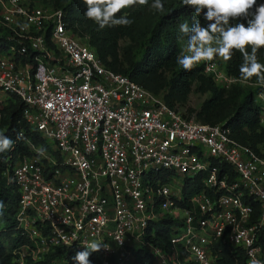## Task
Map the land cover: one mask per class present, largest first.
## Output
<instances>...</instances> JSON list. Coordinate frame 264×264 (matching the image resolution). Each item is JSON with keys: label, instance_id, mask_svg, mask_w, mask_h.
Listing matches in <instances>:
<instances>
[{"label": "built area", "instance_id": "1", "mask_svg": "<svg viewBox=\"0 0 264 264\" xmlns=\"http://www.w3.org/2000/svg\"><path fill=\"white\" fill-rule=\"evenodd\" d=\"M0 29V111L18 98L22 119L46 143L19 135L28 155L12 165L16 225L31 246L14 252L15 264L91 243L100 245L98 264H134L140 250L153 264H180L181 254L214 264L215 243L244 250L245 264H264V156L233 140L223 123L187 118L106 69L67 28L61 10L0 0ZM198 63L216 84L236 82L215 59ZM257 101L264 128V93ZM197 176L201 190L187 201L191 208L180 207L184 180ZM246 200L258 205L257 214ZM164 218L175 222L169 255L144 240Z\"/></svg>", "mask_w": 264, "mask_h": 264}, {"label": "trees", "instance_id": "2", "mask_svg": "<svg viewBox=\"0 0 264 264\" xmlns=\"http://www.w3.org/2000/svg\"><path fill=\"white\" fill-rule=\"evenodd\" d=\"M37 6L61 10L67 28L84 45L92 50L100 63L108 70L129 78L132 82L159 96L166 106L172 109L186 107L192 92L207 95V98L196 110L187 109L183 115L193 117L196 122L208 125L223 123L229 130L230 137L239 144L252 149L256 154L264 156V128L260 124V104L257 95L264 93V86L258 84L255 76L244 80L240 77L239 66L242 56L234 51L231 59L224 60L222 72L236 80L234 84L218 86L211 75L204 73V64L196 62L191 71L180 68L176 62L187 46V37L180 30L181 23L193 22V9L182 5L181 0H163V12L151 8L153 0L146 5L136 4L121 9L117 18L126 16L132 21L130 26H106L100 29L91 19L85 17L86 5L83 0H35ZM264 0H257V3ZM203 25L205 21L200 17ZM235 23V21H233ZM6 33L0 29V42H4ZM0 44V54L5 50ZM251 52V48H248ZM258 62L264 64V48L257 52ZM241 82L256 88H244ZM22 102L12 97L9 104L0 112V133L13 141L9 150L0 152V264H15V251L21 247H30L31 243L20 229H17L16 215L18 212L19 195L12 180V165L18 157L28 155L25 138L34 145L46 143L39 135L29 129L21 117ZM23 133L25 138L19 137ZM220 171L227 173L230 180L235 174L225 163L213 161ZM7 173L6 176L3 173ZM201 177L184 180L183 201L180 207L191 208L187 202L190 196L201 190ZM165 181V179H164ZM254 213L258 205L250 200ZM175 222L164 218L149 226L144 240L162 252L170 254L169 239L171 227ZM76 252L57 250L49 253L44 259L32 263L29 256L26 264H76L72 259ZM214 264H245L246 256L240 248H230L221 243L213 245ZM185 254L179 256L180 264H195L184 261ZM90 264H98L99 254L92 252L88 257ZM134 264H153V259L144 251L134 253Z\"/></svg>", "mask_w": 264, "mask_h": 264}, {"label": "clouds", "instance_id": "3", "mask_svg": "<svg viewBox=\"0 0 264 264\" xmlns=\"http://www.w3.org/2000/svg\"><path fill=\"white\" fill-rule=\"evenodd\" d=\"M86 5L85 17L93 20L100 29L106 26H130L132 21L126 16L117 18L121 9L137 3L146 5L148 0H83ZM182 5L193 9L191 26L179 25L186 36L189 54L177 57V64L185 71H191L195 63L214 58L231 59L234 51H239L242 63L239 66L241 79L255 76L258 84L264 86V64L258 62L257 52L264 48V2L257 0H181ZM151 8L163 12V0H153ZM205 23L202 25L200 19ZM235 21V23H233ZM251 48V52L248 48ZM13 141L0 133V152L9 150ZM3 202L0 201V209ZM90 249V250H89ZM100 245L91 243L82 251H77L72 259L76 264H90L88 257L99 251ZM259 264V261H253Z\"/></svg>", "mask_w": 264, "mask_h": 264}, {"label": "rangeland", "instance_id": "4", "mask_svg": "<svg viewBox=\"0 0 264 264\" xmlns=\"http://www.w3.org/2000/svg\"><path fill=\"white\" fill-rule=\"evenodd\" d=\"M186 48H187V46H184L183 47V51H182V53L183 54H187V52H186ZM215 60H216V64H217V66H218V70L219 71H222V68H221V65L220 64H222L223 62H224V59L223 58H219V57H217V58H214ZM218 84V86H222V83L220 82V83H217ZM231 84H234V83H231ZM240 85H242L244 88H256V86H250V85H248V84H246V83H243V82H241V84ZM207 98V95H199V94H197V93H195V92H192L191 93V95H190V97H189V100H188V102H187V105H186V107H181V108H179V111L182 113V114H184V113H186V110L187 109H193V110H196L198 107H199V105L205 100ZM132 245L133 244H130V247H132ZM134 248V247H133ZM124 262H126V263H130L131 261H130V258L129 257H127L125 260H124ZM54 264H61L60 262H55Z\"/></svg>", "mask_w": 264, "mask_h": 264}]
</instances>
